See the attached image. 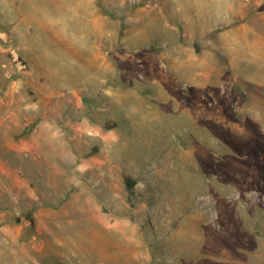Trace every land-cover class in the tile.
Returning a JSON list of instances; mask_svg holds the SVG:
<instances>
[{
  "label": "rangeland",
  "instance_id": "obj_1",
  "mask_svg": "<svg viewBox=\"0 0 264 264\" xmlns=\"http://www.w3.org/2000/svg\"><path fill=\"white\" fill-rule=\"evenodd\" d=\"M0 264H264V0H0Z\"/></svg>",
  "mask_w": 264,
  "mask_h": 264
},
{
  "label": "trees",
  "instance_id": "obj_2",
  "mask_svg": "<svg viewBox=\"0 0 264 264\" xmlns=\"http://www.w3.org/2000/svg\"><path fill=\"white\" fill-rule=\"evenodd\" d=\"M124 183L126 185L127 190H131L134 185V180L130 177H124Z\"/></svg>",
  "mask_w": 264,
  "mask_h": 264
},
{
  "label": "crops",
  "instance_id": "obj_3",
  "mask_svg": "<svg viewBox=\"0 0 264 264\" xmlns=\"http://www.w3.org/2000/svg\"><path fill=\"white\" fill-rule=\"evenodd\" d=\"M37 145L40 146V147H42V146H46V145L41 144L40 141H38L37 144H36L35 146H37ZM24 146H25V145H24ZM24 146H22V147L24 148ZM33 146H34V145H33ZM22 147H21L20 150H19V154L25 151V150H23ZM46 152H47V151H46ZM36 153H38V152H36ZM48 153H50V152L48 151Z\"/></svg>",
  "mask_w": 264,
  "mask_h": 264
}]
</instances>
